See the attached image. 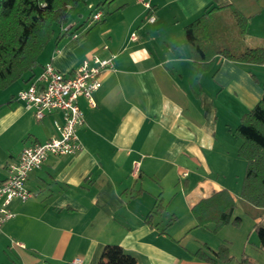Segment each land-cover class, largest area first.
Here are the masks:
<instances>
[{"label": "crops", "instance_id": "crops-1", "mask_svg": "<svg viewBox=\"0 0 264 264\" xmlns=\"http://www.w3.org/2000/svg\"><path fill=\"white\" fill-rule=\"evenodd\" d=\"M152 4L153 23L140 0H122L96 28L62 29L68 31L50 41L34 74L0 90L2 182L25 146L58 134L59 115L38 121L17 99L31 75L49 62L67 74L92 53L115 56L95 92L96 107L80 99L83 150L47 159L25 185L33 197L12 204L16 217L0 229V264H98L109 244L122 246L138 264H208L185 258V232L195 230L192 209L202 199L223 189L240 198L246 162L238 156L242 140L235 131L263 96L264 64L218 56L199 76L184 29L207 7L232 4L249 18L248 44L261 45L264 0ZM133 32L137 41L129 39ZM135 161H141L138 178ZM157 203L162 210H154ZM152 210L156 228L144 221ZM253 217L264 222L260 213ZM260 239L264 243V232Z\"/></svg>", "mask_w": 264, "mask_h": 264}, {"label": "trees", "instance_id": "trees-1", "mask_svg": "<svg viewBox=\"0 0 264 264\" xmlns=\"http://www.w3.org/2000/svg\"><path fill=\"white\" fill-rule=\"evenodd\" d=\"M85 1L0 0V90L34 72L39 65V55L54 36L57 43L68 31L61 30L55 34L54 28L65 25L72 11ZM248 20L247 16L229 4L207 7L188 23L184 37L197 75L210 71L218 56L239 63L264 64V42L253 47L247 42ZM35 76L31 75V80ZM235 135L242 140L238 156L246 162L240 198L264 216V92L260 102L242 116ZM236 203L227 189L202 199L192 209L196 227L214 223V231H217L228 224L238 226L241 218L233 217ZM155 208L158 211L163 209L160 203ZM154 210L144 219L151 228H156ZM257 227L259 236H262L264 222L257 223ZM205 248L206 251L199 249L194 254L195 258L208 264L227 263L233 259L227 246H221L218 250L208 246ZM103 249L98 264H138L137 258L125 252L120 245L109 244ZM239 264L252 263L243 256Z\"/></svg>", "mask_w": 264, "mask_h": 264}, {"label": "built area", "instance_id": "built-area-1", "mask_svg": "<svg viewBox=\"0 0 264 264\" xmlns=\"http://www.w3.org/2000/svg\"><path fill=\"white\" fill-rule=\"evenodd\" d=\"M147 12V19L156 21L153 0H140ZM104 18L102 11L93 14L92 23ZM74 34L73 38H78ZM138 34L133 32L129 38L137 41ZM108 46H106L107 48ZM114 58L102 57L92 53L83 59L79 66L71 73H62L49 62L41 68L30 84L19 91L18 101L25 108L32 110L36 119L43 120L51 115H59L54 124L58 133L45 142H35L25 146L16 162L7 167L8 177L0 182V229L7 222L16 217L12 204L17 201L25 203L33 194L25 187L32 172L40 169L51 156L72 157L83 150L78 130L85 124V115L80 106V99L85 98L88 106L95 108V92L103 84L104 75L114 66ZM141 161L134 162L132 175H140ZM81 260L75 259L72 263L80 264Z\"/></svg>", "mask_w": 264, "mask_h": 264}, {"label": "rangeland", "instance_id": "rangeland-1", "mask_svg": "<svg viewBox=\"0 0 264 264\" xmlns=\"http://www.w3.org/2000/svg\"><path fill=\"white\" fill-rule=\"evenodd\" d=\"M121 2L122 0H86L85 3L80 4L72 11L69 21L65 25L54 28L56 32L55 34L59 33L62 29H66L70 25H73V28H75L81 25L85 26L92 24L93 14L97 11H102L105 18V15H107L110 10L109 7L117 6ZM141 4L143 5L142 2ZM101 24L103 23L97 24L96 22L92 25H94L93 28H96V26ZM52 40H55V36ZM236 204L237 208L234 215H239L241 218V222L238 226L228 224L223 226L221 229L214 231L215 224L210 223L204 227H196L195 230L192 229L185 232V258L188 256L195 257L193 253H196L199 249L203 248L206 251V246L212 248L213 250H218L221 246H227L233 259L231 262L219 264H239L243 256H246L252 264H264V243L261 242L257 230V221L253 217V215H257L260 212L257 208L246 203L241 198H238V202ZM233 217L235 218L236 216ZM180 223H182V220L178 222V225ZM199 244L201 245L200 248Z\"/></svg>", "mask_w": 264, "mask_h": 264}]
</instances>
